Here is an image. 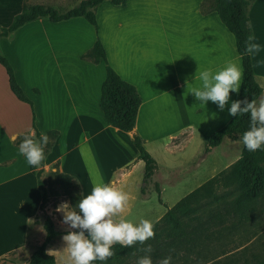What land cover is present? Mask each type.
Wrapping results in <instances>:
<instances>
[{
    "label": "crops",
    "instance_id": "obj_1",
    "mask_svg": "<svg viewBox=\"0 0 264 264\" xmlns=\"http://www.w3.org/2000/svg\"><path fill=\"white\" fill-rule=\"evenodd\" d=\"M50 2L53 1L0 0V19L7 13L10 14L8 20H12L24 4L51 5ZM95 14L97 30L82 16L59 21L43 17L0 38V53L10 62L17 82L32 102L30 105L15 97L0 64V264H29L32 252L45 237L37 177L14 143L17 135L33 133V113L35 126L40 132H58L45 156L44 171L58 170L72 176L82 195L91 191L94 178L128 193V206L115 217L117 220H127L136 203L144 206L151 200L148 198L151 194L138 198L142 192L144 162L138 158V151L132 143L133 133L142 137L145 148L157 162L155 179L160 195L164 197L159 171L160 166L167 163L160 164L154 149H150L147 143L160 138L163 141L160 154L167 155L170 168L183 167L181 172L184 173L180 174L185 177L197 175L194 163L190 166L184 154L176 155L179 149L189 144L190 136L184 135L185 130L191 128L205 133L207 144L208 135L232 116L228 112L232 102L226 103L221 110L212 101L200 104L188 92L191 87L199 86L200 71H218L228 63L242 69L233 34L206 0H126L121 4L104 0L97 5ZM249 21L252 34L261 45L260 51L251 55L255 79L262 85V92L255 101L258 104L264 95V0L252 1ZM0 26H3L1 22ZM97 38L102 42L107 63L122 79L132 83L141 96L132 131H121L108 124L99 107L105 63L80 57ZM238 99L235 94L233 102ZM151 115H158L159 124H164V128L148 135L141 127V120ZM198 115L203 120L196 121L194 118ZM224 115L228 117L212 129L205 128L206 124L214 123L215 116L221 119ZM145 121L147 123V119ZM236 135L242 144L239 133L226 135L222 141H229ZM97 146L105 148L102 156L107 170L104 173L101 163L96 160ZM215 147L204 156L213 155ZM205 160V157L200 160L201 165ZM232 162L199 176L192 187L187 188L186 194ZM152 183L153 176L149 184ZM63 203L69 205L66 200L54 203L49 196L44 206V212L60 232L46 246V252L54 257L56 264L70 263L67 261L71 260L70 256L62 263L59 261V257L67 258L65 253L69 252L62 237L68 231L77 230L63 220L64 212L57 210ZM155 206L156 222L166 207L161 203Z\"/></svg>",
    "mask_w": 264,
    "mask_h": 264
},
{
    "label": "trees",
    "instance_id": "obj_2",
    "mask_svg": "<svg viewBox=\"0 0 264 264\" xmlns=\"http://www.w3.org/2000/svg\"><path fill=\"white\" fill-rule=\"evenodd\" d=\"M104 0H81L77 5L67 10L57 9L52 5L45 4H24L21 11L17 13L7 26H0V38L9 36L13 31L22 26L23 24L33 21L38 18L46 17L50 21H59L68 19L75 16H82L97 30L96 20V7ZM112 4H121L126 0H108ZM211 10L218 13L221 21L231 32L235 39L236 51L241 58L242 66V84L239 90V99L244 101H256L262 92V87L255 79V72L251 55L246 53L245 40L251 33L252 28L249 21V7L253 0H206ZM82 57L92 61L105 63V78L101 84L99 107L111 126L121 131H132L135 126L137 112L141 104V96L136 87L122 79L118 73L107 63L106 54L102 42L97 38L94 44L82 55ZM0 64L4 67L8 76V84L11 92L15 97L21 101L27 102L32 105L31 100L27 97L21 86L16 80L13 67L8 59L0 53ZM250 116L244 113L239 116H231L230 119L219 129L214 131L208 138L205 151L219 145L224 136L239 133L241 138L243 133L248 130L250 126ZM32 130L35 139H39L40 132L35 126V116H32ZM24 132L21 134H26ZM49 137V142L45 146V156L53 146L55 139L58 135L56 130H48L44 132ZM19 134L14 139V143L19 146L22 135ZM132 143L138 151V158L144 162L143 185L141 191L146 192L147 186L152 181V176L157 170V162L152 155L147 151L144 146L142 137L133 133L131 137ZM42 161L40 168L30 166V170L36 175L38 187L41 191L40 210H42V226L45 231L43 242L37 246L32 252L29 264H56L54 257L46 252L47 244L60 234L55 229L54 222L50 216L44 212V206L49 199L46 193L44 183L41 179V174L44 172ZM227 170V171H226ZM58 180H61L65 193L69 197L70 207L72 210L76 209V204L80 199V187L77 181L72 176L59 172H53ZM225 174V175H224ZM225 176V187L234 186L237 188V193L232 199L234 208L238 210L239 216L248 219L241 207L254 198L264 195V150L258 149L256 151H248L242 141L240 156L228 165L225 169L213 175L191 192L180 198L173 206L167 207L164 214L154 224L155 236L149 238L143 243L137 242L131 247H122L119 243L114 244L113 255L107 259L104 264H115L121 262L123 259L136 256L141 251L140 247L145 245L151 247V258H156L159 255L156 250L164 240H171L172 238L178 239V244L182 249V254L179 251H172L169 255L164 254L162 257L171 256L176 264H191L199 261V255H202L197 250V245L204 244L210 236H218L219 232L215 234L206 233L205 229L198 228L197 226L189 229L188 223L185 218L190 220H198V223L209 219L204 216V213L198 214L197 209L201 199L212 200L217 202L220 197L215 189L219 186L218 181ZM154 187L160 195L159 186L154 183ZM224 197V196H223ZM159 224L163 225L158 229ZM233 224L231 227H234ZM75 231H78L75 230ZM193 235L197 237L193 239ZM210 235V236H209ZM220 235V234H219ZM168 244V242H166ZM146 252L144 251V254ZM191 254L195 256L190 257ZM204 261V260H203ZM236 261L234 255L229 252H222L221 254L210 258L200 264H232ZM72 264V262L67 263ZM100 264V262H94ZM243 264H264V255H253L250 260H246Z\"/></svg>",
    "mask_w": 264,
    "mask_h": 264
},
{
    "label": "rangeland",
    "instance_id": "obj_3",
    "mask_svg": "<svg viewBox=\"0 0 264 264\" xmlns=\"http://www.w3.org/2000/svg\"><path fill=\"white\" fill-rule=\"evenodd\" d=\"M53 2L51 5L56 7L57 9H70L73 6L77 5L79 1L81 0H52ZM65 2V3H63ZM5 13L3 16V19H0V22L3 26L8 25L11 20H8L9 15ZM5 24V25H4ZM86 24L90 26L87 22ZM94 29L95 27L91 25ZM91 29L93 30V28ZM85 53V52H84ZM83 53V54H84ZM82 54V55H83ZM80 56L82 60H87L86 58ZM32 79V77L30 76ZM262 86V85H261ZM264 86V84H263ZM100 91V90H99ZM235 94L238 97V92H231V97L229 98V101L227 103L233 102V99L235 98ZM261 101H264V95L261 99ZM260 101V102H261ZM259 102V103H260ZM258 103V104H259ZM157 111H160L157 109ZM157 113V112H156ZM225 117H228L227 115L221 116V119H217L218 116H215L214 123L212 124H206L205 128L212 129L216 123H220L222 119ZM147 119V123L145 121ZM196 121L203 120L201 119L200 115L195 116L194 118ZM160 118L158 115H151L147 118H143L141 120L142 128L143 130L148 134L151 135L161 128H164V124H159ZM146 123V124H145ZM140 124V125H141ZM186 133L184 135H188L189 144L188 146L179 149L178 153H182L185 155V158L187 157L188 165H192L194 163L195 174L185 177L184 173L181 172V169L183 168H170V165H168V159L167 155L163 152L161 156V150L163 149V141L156 139L149 141L147 143V146L150 149H154V153L157 154V157L159 159L160 164L161 163H167L160 166L159 173L161 174V182L163 184V187L165 189V196L162 197L161 195L158 196V193L154 187V183H157V180L155 179L157 175V170L153 174V183L149 184L150 188L146 189V192H141L139 199H142V197L147 194L150 195L151 198L150 201L144 204L142 206L139 203H136L133 207V211L129 214L127 220L138 223L142 219H147L151 221L152 223L155 222V218L157 216V205L158 203H161L162 206L168 207L171 204H174L178 199H180L183 195L187 193V188L192 187L199 176H204L209 171H211L213 168L216 167H225L224 165L228 162L234 161V159L240 155L241 153V147L242 144L240 142V139L238 135H236L235 138H231L229 141L224 139L218 146H216L213 150V155L211 156H204L205 151V133H201L200 131H194V129L187 128L185 130ZM182 131V132H185ZM182 132H178V134H181ZM207 132V131H206ZM176 134V133H175ZM177 134V135H178ZM211 135V134H209ZM208 135V137H209ZM146 144V143H145ZM159 149V153H158ZM165 150V149H164ZM96 160L97 162L101 163V166L103 168L102 173L105 172V169L107 170V166H104L103 162L104 159L102 156L103 153H105L104 146H97L96 149ZM177 151V150H176ZM208 152V151H207ZM203 157V158H202ZM205 162L201 165V159H204ZM180 161V159H178ZM174 163V162H173ZM172 163V164H173ZM204 166V170H202V167ZM209 166V168L205 171L206 167ZM193 167V168H194ZM191 168V170L193 169ZM204 171V172H203ZM227 171V170H226ZM55 171H48L43 172L41 174V179L44 183L45 190L48 196H51V199L55 202H59L61 200H66L69 203L70 207V201L68 195L65 193V190L63 188L61 180H58L57 176L53 174ZM187 173H190V170H186ZM225 175V174H224ZM157 178V177H156ZM102 180V179H101ZM219 186L215 189L216 193L219 195H223L219 198L217 202H214L212 200H206L201 199L198 204H200L199 208L197 209L198 214L204 213V216H207L206 218H209L202 223H198V220H190L188 218H185V222L188 223L190 226L189 229H192L193 227L197 226L198 228L205 229L206 233L212 234L219 232L218 236H210V238L204 243L197 245V250L201 252L202 255H199V261L197 264H200L204 261L209 260L212 257H215L222 252H231L234 255V258H236V261L232 264H243L246 260H250L253 255L257 256H263L264 255V195L259 196L257 198L252 199L251 201L247 202L245 205L241 207L242 211L248 215V219L241 218L239 216L238 210L234 208V205L232 203V199L234 195L238 192L237 188L234 186H227L225 187V176L222 177L218 181ZM40 218L42 219V214L40 215ZM235 225L234 227H231L232 225ZM162 224L158 226V229L162 228ZM197 240V237L193 235V239ZM178 239L172 238L171 240H164L163 243L160 244V246L157 248L156 252L159 255L156 258H152V264H160L162 256L164 254L169 255L172 251H179L178 254H182V249L179 247ZM168 242V244H166ZM145 245L140 247V252L136 256H132L126 259H123L121 262L115 263V264H137L138 258L149 253L144 254ZM67 258H60L59 261L62 263L63 260L69 258V252L65 253ZM195 256V254H191L190 257ZM204 260V261H203ZM68 262H72L71 260H67ZM67 264V263H66ZM171 264H176L175 260L171 261ZM191 264H196V262H193Z\"/></svg>",
    "mask_w": 264,
    "mask_h": 264
},
{
    "label": "clouds",
    "instance_id": "obj_4",
    "mask_svg": "<svg viewBox=\"0 0 264 264\" xmlns=\"http://www.w3.org/2000/svg\"><path fill=\"white\" fill-rule=\"evenodd\" d=\"M261 45L254 34H249L245 40V52L252 55L260 51ZM200 84L191 87L188 92L200 104L212 101L223 110L229 101L231 92H238L242 84V69L234 63H228L218 71L205 69L199 72ZM229 115L239 116L248 113L250 126L243 133L242 141L248 151L264 150V101L257 104L254 100H236L228 109ZM22 139L18 151L28 165L39 168L45 159V146L49 142L46 133H41L39 139L34 133L21 134ZM15 139V138H14ZM92 189L87 195H80L76 210H71L67 203L57 207L63 211V220L78 231L66 232L62 239L66 242L72 264H104L113 253V245L119 243L122 247H131L137 242L143 243L155 236L153 223L142 219L133 223L125 219H115L121 214L129 202V195L111 184L100 179L92 180ZM146 253L151 247L146 246ZM172 257L165 256L160 264H171ZM137 264H152L150 254L138 258Z\"/></svg>",
    "mask_w": 264,
    "mask_h": 264
}]
</instances>
